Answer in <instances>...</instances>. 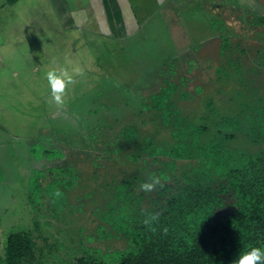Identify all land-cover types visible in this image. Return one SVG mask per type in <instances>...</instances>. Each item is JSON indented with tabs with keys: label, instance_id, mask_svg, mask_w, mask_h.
Wrapping results in <instances>:
<instances>
[{
	"label": "trees",
	"instance_id": "16d2710c",
	"mask_svg": "<svg viewBox=\"0 0 264 264\" xmlns=\"http://www.w3.org/2000/svg\"><path fill=\"white\" fill-rule=\"evenodd\" d=\"M249 21L264 28L262 14ZM219 31V63L207 60L206 81L190 88L191 74L201 65L188 66L187 75L175 58L177 67L160 73L161 85L126 103L113 102L107 122L92 124L79 112L68 131L51 124V132L29 140L26 159L32 166L26 177L44 178L37 180L38 188L51 183L50 191L39 188L35 195L44 202L48 194L54 198L55 183L63 189L65 195L54 198L63 206L55 225L69 243L58 240L63 250L58 251L49 238L13 231L0 264H34L40 249L58 251L59 258L50 259L55 264H233L240 252L264 247V29L254 33L261 40L254 56L242 41L247 33L231 34L225 23ZM100 107L87 115L99 113L103 120ZM58 119L69 125L67 117ZM78 137L81 144L75 143ZM60 140L84 149L85 157L52 163L66 155ZM152 177L159 184L143 191L140 185ZM83 183L103 194L86 199ZM84 223L90 228L80 240L75 226ZM104 227L111 237L107 249L124 248L113 258L98 251L104 242L97 228Z\"/></svg>",
	"mask_w": 264,
	"mask_h": 264
},
{
	"label": "rangeland",
	"instance_id": "374dc122",
	"mask_svg": "<svg viewBox=\"0 0 264 264\" xmlns=\"http://www.w3.org/2000/svg\"><path fill=\"white\" fill-rule=\"evenodd\" d=\"M130 1L141 29L120 38L95 34L99 25L94 20L88 22L84 32L63 29L49 0H24L27 4L0 9V256L4 253L7 235L18 230H29L35 239L36 236L43 241L49 238L50 246L58 251L59 241L69 243L68 239L63 240L65 230L55 225L62 216L63 206L54 198L65 195L63 189L56 183L52 185L55 192L50 193H54V198L48 194L44 202L43 197L35 195L50 191L51 183L43 181L40 191L37 180L44 178L26 177L32 166L31 160L26 159L31 139L42 132H51V124L68 131V126L78 123L79 112L92 124L98 120L107 122L114 114L108 115V107L113 102L126 103L133 100V94L147 93L161 85L163 74L160 73L165 67H177L175 58L180 59L185 71L188 66L190 69L197 66L196 61L200 63V69L191 74L195 77L189 83L192 88L208 77L202 71L207 60L219 63L220 38L214 35H223L219 27L224 23L231 34H248L243 39L234 35L233 40L242 39L253 56L261 44L254 33L264 28L252 27L249 20L264 15V0H219L217 15H212V7L205 5L204 0H192L190 4L184 1L180 4L177 0L163 4L156 0ZM209 65L215 71L219 68L218 64ZM72 66L78 67L80 73L67 86L63 103L57 105L51 98L45 73L50 69L70 70ZM185 74L189 75L187 71ZM99 107L100 112L104 111L103 120L98 118L99 113L87 115L88 109ZM118 110L127 112L122 107ZM62 116L71 123L64 125L58 119ZM65 136L62 134V139ZM78 138L75 143L81 144ZM58 145L66 155L52 163L78 162L85 157L86 151L76 145L74 149L61 140ZM87 185L80 186L86 199L89 195L103 194L86 190ZM83 218L89 219L84 210ZM86 226L90 228L86 223L75 226V236H81L80 240L88 233ZM97 230L102 232L104 242L98 250L101 256L113 258V254L117 256L124 251V248L107 249L111 248L108 227ZM95 236L94 231L88 238ZM49 250L40 249L34 264H55L50 259L59 258L60 254Z\"/></svg>",
	"mask_w": 264,
	"mask_h": 264
},
{
	"label": "crops",
	"instance_id": "0c3cea01",
	"mask_svg": "<svg viewBox=\"0 0 264 264\" xmlns=\"http://www.w3.org/2000/svg\"><path fill=\"white\" fill-rule=\"evenodd\" d=\"M24 0H0V9L7 6L13 7ZM56 11L63 29H72L84 32L90 20H94L98 26L95 34L104 37L120 38L131 36L141 29L139 19L130 0H49ZM163 4L170 0H156ZM189 3L192 0H177ZM203 1V0H200ZM205 5L212 7V15H217L219 0H204ZM208 1V2H207ZM27 4V3H25ZM216 11V12H215ZM215 13V14H214ZM32 20H30L31 22ZM63 24V25H62ZM94 35V34H93ZM100 35V36H101ZM102 36V37H103ZM219 37V35H214Z\"/></svg>",
	"mask_w": 264,
	"mask_h": 264
},
{
	"label": "clouds",
	"instance_id": "9594fccd",
	"mask_svg": "<svg viewBox=\"0 0 264 264\" xmlns=\"http://www.w3.org/2000/svg\"><path fill=\"white\" fill-rule=\"evenodd\" d=\"M80 73V69L72 66L71 69H50L45 73L52 100L60 105L68 85L73 82L74 76ZM158 177H152L150 181L140 185L145 192L153 190L159 184ZM233 264H264V247L253 246L240 252L234 259Z\"/></svg>",
	"mask_w": 264,
	"mask_h": 264
}]
</instances>
